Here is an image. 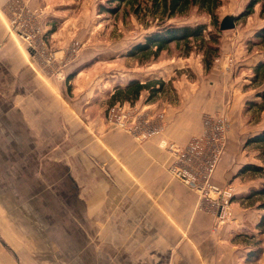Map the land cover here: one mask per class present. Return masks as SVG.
I'll list each match as a JSON object with an SVG mask.
<instances>
[{"label":"crops","instance_id":"1","mask_svg":"<svg viewBox=\"0 0 264 264\" xmlns=\"http://www.w3.org/2000/svg\"><path fill=\"white\" fill-rule=\"evenodd\" d=\"M6 1L0 0V264H264V253L247 258L253 245L244 234L257 231L259 210L242 198L237 157L226 161L232 133L211 176L233 190L222 220L214 200L199 199L171 176L172 156L161 145H185L202 130L205 114L225 107L234 85L221 71L206 72L200 61L193 68L184 57L157 76L169 82L168 96L162 91L145 101L142 91L133 105L162 112V128L138 140L108 125L104 103L96 108L86 95L79 99L88 87L73 88L68 100L63 84L41 80L6 30Z\"/></svg>","mask_w":264,"mask_h":264},{"label":"rangeland","instance_id":"2","mask_svg":"<svg viewBox=\"0 0 264 264\" xmlns=\"http://www.w3.org/2000/svg\"><path fill=\"white\" fill-rule=\"evenodd\" d=\"M246 2L221 0L216 9V28L211 24L210 16L195 7L167 22L183 25L202 23L206 25L205 32L218 34L220 54L213 66L221 71L222 80L234 85L233 90L228 88L226 105L220 110L227 120V136L232 133L234 144L226 161L237 157L239 166L252 163L264 168V145L249 142L264 128V110L248 105L249 101L258 100L256 94L264 89V79L252 80L254 65L264 60V47L253 44L254 34L264 25V18L258 14V5L252 14L239 17ZM100 4L113 6L106 0H7L5 26L17 48L41 74L42 81L63 84L68 100L75 98L73 88L85 90L88 87L90 90L79 99L89 97L88 103H95L96 108L104 103L106 114L107 107L111 105L109 91L116 84H123L133 77L144 79L166 75L175 62H181L179 58L184 60V53L181 46L172 43L155 59L139 62L126 53L156 28V21L142 9L136 14L133 11L135 5L123 4L117 12H109L102 10ZM226 15L235 17V26L219 30V21ZM199 56L195 49L187 56L193 68L197 62L201 64ZM181 72L188 79L194 76L189 68H183ZM169 85L166 83L162 90L166 95L169 94ZM261 179L258 172L250 170L238 174L246 193L257 188ZM252 207L259 210V220L262 211L254 205ZM257 223L254 225L257 231L246 232L244 242L253 245L248 252L249 257L256 253L259 258L264 253V225L259 227Z\"/></svg>","mask_w":264,"mask_h":264},{"label":"trees","instance_id":"3","mask_svg":"<svg viewBox=\"0 0 264 264\" xmlns=\"http://www.w3.org/2000/svg\"><path fill=\"white\" fill-rule=\"evenodd\" d=\"M107 3L100 4L102 10L117 12L121 5L131 4L136 14L142 9L144 13L149 14L153 21H156V28L145 35L144 40L134 44L128 51L127 55L147 61L149 58L155 59L165 50H168L170 44L181 46L184 57L197 51L201 55V64L205 71L210 70L214 60L220 54L218 34L211 31L205 32L206 25L197 23L194 25L174 24L167 22L169 19L186 14L191 8L203 11L211 18V24L216 28L217 14L216 9L221 4V0H106ZM259 7L258 14L264 18V0H247L239 17H246L254 12L255 6ZM253 44L264 47V25L261 26L254 34ZM194 47V49H193ZM252 80L257 81L264 79V60L258 61L253 67ZM165 82L161 77H147L144 79L130 78L123 84H116L109 94V104L115 102H126L134 104L139 98L142 91H147L145 101L151 100L158 92L164 88ZM259 97L256 101H249V107H255L258 110H264V89L256 94ZM249 142L264 145V128L260 133L250 138ZM258 172L262 178L257 188H251L242 196L249 206H256L262 211L258 226L264 225V168L256 164L247 163L243 165L238 174L246 171ZM258 254L254 253L249 258L256 260Z\"/></svg>","mask_w":264,"mask_h":264},{"label":"built area","instance_id":"4","mask_svg":"<svg viewBox=\"0 0 264 264\" xmlns=\"http://www.w3.org/2000/svg\"><path fill=\"white\" fill-rule=\"evenodd\" d=\"M11 21V25H12ZM163 113L149 112L126 102H115L106 109L110 127L129 132L138 140L160 132ZM228 124L221 111L203 118L202 130L185 145L161 141L172 156L168 166L171 176L195 190L199 199H212L219 207L218 220L229 215L228 205L233 194L230 186L220 187L211 182V176L225 149ZM215 193L212 197L210 194Z\"/></svg>","mask_w":264,"mask_h":264},{"label":"water","instance_id":"5","mask_svg":"<svg viewBox=\"0 0 264 264\" xmlns=\"http://www.w3.org/2000/svg\"><path fill=\"white\" fill-rule=\"evenodd\" d=\"M235 26V17L226 15L221 18L218 24L219 30L231 29Z\"/></svg>","mask_w":264,"mask_h":264}]
</instances>
